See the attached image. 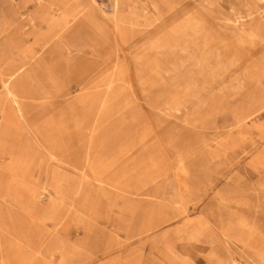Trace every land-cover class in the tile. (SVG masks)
Returning a JSON list of instances; mask_svg holds the SVG:
<instances>
[{"label":"rangeland","instance_id":"rangeland-1","mask_svg":"<svg viewBox=\"0 0 264 264\" xmlns=\"http://www.w3.org/2000/svg\"><path fill=\"white\" fill-rule=\"evenodd\" d=\"M81 4L0 0V264H264V0Z\"/></svg>","mask_w":264,"mask_h":264},{"label":"bare ground","instance_id":"bare-ground-1","mask_svg":"<svg viewBox=\"0 0 264 264\" xmlns=\"http://www.w3.org/2000/svg\"><path fill=\"white\" fill-rule=\"evenodd\" d=\"M66 1H69V2H73V3H78L79 5L78 6H80V4L82 3H84V0H66ZM125 2V0H114V14H113V19L114 20H118L119 19V15H120V8L122 7V5H123V3ZM81 4V5H82ZM81 7V6H80ZM82 8V7H81ZM84 8H85V6H84ZM84 8H82V9H84ZM146 10V9H145ZM80 11H82V10H80ZM80 11H79V13H80ZM154 11V10H153ZM146 12V11H145ZM155 12V11H154ZM147 14V13H146ZM78 15V14H77ZM123 15V14H122ZM32 18H31V23H32V26H35L36 24H35V22H36V20H37V18H36V16L35 15H32L31 16ZM74 17H76V14H74V15H72V17L71 18H74ZM151 17V16H150ZM159 17V16H158ZM156 18H157V16H156ZM152 19V18H151ZM160 19V18H159ZM57 20H59V19H57ZM157 21V20H156ZM67 21H63V23H62V25H64L65 23H66ZM124 24H126V23H124ZM156 24V23H155ZM162 24V23H161ZM182 25V24H181ZM194 25H195V23H194ZM58 25L57 24H55L54 25V27H53V29H52V31L50 32L51 34H55L56 33V27H57ZM127 26H129V25H127ZM162 26V25H161ZM108 27V26H107ZM173 27V26H172ZM113 28H115V26L113 27ZM120 28V27H119ZM153 28V27H152ZM156 28V27H155ZM154 29V28H153ZM110 30V29H109ZM111 32V31H110ZM159 32V31H158ZM220 32V31H219ZM159 34V33H158ZM154 35H155V32H154ZM168 35V34H167ZM102 36V35H101ZM135 36V35H134ZM157 36V35H156ZM253 36H255V35H253ZM181 37V36H180ZM202 37V36H201ZM114 38V37H113ZM134 38V37H133ZM126 39V38H125ZM153 39V38H152ZM200 39V38H199ZM127 40V39H126ZM147 40V39H146ZM149 40V39H148ZM157 40V39H156ZM159 40V39H158ZM117 41V40H116ZM130 41H131V39H130ZM201 41V40H200ZM41 42H43V41H41ZM40 42V43H41ZM123 42V41H122ZM46 43V42H45ZM43 44V43H41L40 45H39V49L40 50H44L45 48H46V44ZM115 43V42H114ZM130 43V42H129ZM128 43V44H129ZM137 43V42H136ZM143 43H145V41H143ZM138 44V43H137ZM124 45H125V43H124ZM142 45V44H141ZM145 45V44H144ZM129 46V45H128ZM134 47H136L135 46V44L133 45ZM140 46V45H139ZM118 47H120V45L118 46ZM137 47H138V45H137ZM141 47V46H140ZM171 47V46H170ZM104 48V47H103ZM102 48V49H103ZM117 48V47H116ZM29 49V48H28ZM125 49V48H124ZM129 49V48H128ZM138 49V48H137ZM126 50V49H125ZM92 51H94V50H92ZM154 51V50H153ZM98 52V51H97ZM123 53V52H122ZM126 53V52H125ZM129 53H130V51H129ZM152 53V52H151ZM118 54V53H117ZM117 54H116V56H117ZM124 55V54H123ZM26 56V59H31V58H33L34 56H33V53L31 52V51H28L26 54H24V57ZM113 59V58H112ZM118 60V59H117ZM116 60V61H117ZM112 61V60H111ZM101 64V63H100ZM113 64V63H112ZM111 64V65H112ZM21 65H23L22 66V68L20 69V68H17V66H21ZM120 65V64H119ZM27 68H28V66L24 63V60L23 59H20V61H18V62H15V61H13V62H9L7 65H5L3 68H2V71L0 72V85H1V87H2V89H3V91L5 92V95H6V97L8 96L11 100V103H12V105H13V107L15 106V107H17V109L19 110V111H21L22 110V104L20 103L21 101V98H20V96L15 92V89L16 88H19L20 86H22V84L25 82V79H26V77H27V73H28V70H27ZM109 68V67H108ZM107 68V69H108ZM17 69V70H16ZM101 70V69H100ZM106 70V69H105ZM110 70H111V68H110ZM118 71V70H117ZM100 73V72H99ZM109 74V73H108ZM110 76H111V74H110ZM103 77V76H102ZM106 77V76H105ZM109 76H107V78H108ZM252 77V76H251ZM254 79V78H253ZM28 80V79H27ZM101 79H99L98 81H100ZM104 80V79H103ZM110 80V79H109ZM253 81V80H252ZM105 82V81H104ZM106 83V82H105ZM102 84V83H101ZM107 84V83H106ZM93 86V85H92ZM104 87V86H103ZM87 88V87H86ZM93 88V87H92ZM27 89V88H26ZM87 89H90L89 87L87 88ZM240 89V88H239ZM82 89H80V91H81ZM100 90V89H99ZM90 91H92V90H90ZM95 91V90H94ZM243 91V90H242ZM103 92H105V90L103 91ZM81 94V93H80ZM93 94V93H92ZM237 94V93H236ZM25 96V95H24ZM109 96V95H108ZM77 98V97H76ZM88 103V102H87ZM241 104V103H240ZM244 104H246V103H244ZM253 105V104H252ZM87 106H89V105H87ZM86 106V107H87ZM243 106V105H242ZM248 106V105H247ZM96 107V106H95ZM248 108V107H247ZM255 110V109H254ZM101 112V111H100ZM103 112H105V111H103ZM102 112V113H103ZM246 112V111H245ZM242 115V114H241ZM104 116V115H103ZM244 116V115H243ZM246 117V116H245ZM247 119H248V117H247ZM241 123H243V122H241ZM238 125V124H237ZM241 125V124H240ZM50 158L52 159V160H56V158L54 157V156H50ZM86 162V161H85ZM91 164V162L89 163V165ZM92 165V164H91ZM94 165V164H93ZM87 168V167H86ZM178 181V180H177ZM99 184V183H98ZM199 226V225H198ZM200 227V226H199ZM198 227V228H199ZM198 230V229H197ZM194 234V233H193ZM200 234V233H199ZM195 238V237H194ZM188 239V238H187ZM189 240V239H188ZM193 240V239H192ZM235 243H237V244H239V245H243V242L240 240V239H238V238H233L232 239ZM255 252L263 259V261H264V251L262 252L261 250H256L255 249ZM173 263V262H172ZM171 263V264H172Z\"/></svg>","mask_w":264,"mask_h":264},{"label":"crops","instance_id":"crops-1","mask_svg":"<svg viewBox=\"0 0 264 264\" xmlns=\"http://www.w3.org/2000/svg\"><path fill=\"white\" fill-rule=\"evenodd\" d=\"M48 83V82H47ZM8 106H9V104H8ZM5 107H3V108H0V114L2 113H4V120H5V118H8L9 116V110L7 109H4ZM2 111V112H1ZM1 118H2V115H1ZM3 120V119H2ZM3 120V121H4ZM7 122H9V121H7ZM7 124V123H6ZM8 126H7V128H8V130H6L7 131V134H10L11 132H12V130L10 129V125L9 124H7ZM2 134H3V131L1 132V134H0V137L2 136ZM9 136V135H8ZM7 149V148H6ZM4 149L3 151H0V155L2 154V155H11L12 154V151H10V149ZM3 186H5V185H3ZM6 198V197H5ZM5 201L6 202H11V200H10V195H7V198L5 199Z\"/></svg>","mask_w":264,"mask_h":264}]
</instances>
